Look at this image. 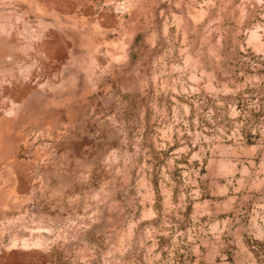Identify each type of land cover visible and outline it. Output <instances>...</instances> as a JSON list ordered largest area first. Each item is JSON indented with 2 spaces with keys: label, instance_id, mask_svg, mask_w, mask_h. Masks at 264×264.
<instances>
[{
  "label": "rangeland",
  "instance_id": "374dc122",
  "mask_svg": "<svg viewBox=\"0 0 264 264\" xmlns=\"http://www.w3.org/2000/svg\"><path fill=\"white\" fill-rule=\"evenodd\" d=\"M0 264H264V0H0Z\"/></svg>",
  "mask_w": 264,
  "mask_h": 264
}]
</instances>
